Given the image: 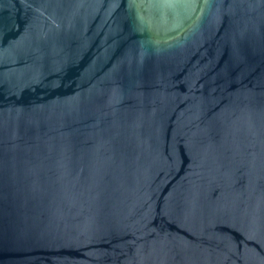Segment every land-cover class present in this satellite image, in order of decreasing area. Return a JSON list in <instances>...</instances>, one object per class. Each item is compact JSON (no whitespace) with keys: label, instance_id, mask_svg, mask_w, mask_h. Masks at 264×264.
Returning <instances> with one entry per match:
<instances>
[{"label":"water","instance_id":"obj_1","mask_svg":"<svg viewBox=\"0 0 264 264\" xmlns=\"http://www.w3.org/2000/svg\"><path fill=\"white\" fill-rule=\"evenodd\" d=\"M0 264H264V0H0Z\"/></svg>","mask_w":264,"mask_h":264}]
</instances>
